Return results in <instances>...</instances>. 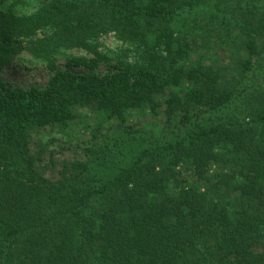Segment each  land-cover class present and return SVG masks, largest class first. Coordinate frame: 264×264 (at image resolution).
<instances>
[{
    "label": "trees",
    "instance_id": "trees-1",
    "mask_svg": "<svg viewBox=\"0 0 264 264\" xmlns=\"http://www.w3.org/2000/svg\"><path fill=\"white\" fill-rule=\"evenodd\" d=\"M44 25L24 47L34 60L54 68L83 47L118 68L27 89L0 76V264H264V0L48 1L0 15V69ZM108 31L123 46L97 52ZM78 107L94 110L93 136L133 109L188 127L109 177L77 160L46 176L31 135L74 137Z\"/></svg>",
    "mask_w": 264,
    "mask_h": 264
},
{
    "label": "rangeland",
    "instance_id": "rangeland-1",
    "mask_svg": "<svg viewBox=\"0 0 264 264\" xmlns=\"http://www.w3.org/2000/svg\"><path fill=\"white\" fill-rule=\"evenodd\" d=\"M48 1L54 0H0V15L29 16L37 7ZM53 28L50 25L37 26L31 34L12 39V42L20 47L0 69V76L7 84L23 89L32 85L42 87L57 70L104 75L111 74L118 68L113 60L106 62L97 59L95 62V53L83 47L66 49L65 57H57L54 60V68L34 60L24 48L26 43L49 36ZM96 40L97 52H114L122 45L113 31L99 34ZM82 60H90L94 66L91 67V63H82ZM78 111L80 116L67 127L74 132V137L59 133L57 127L52 130H36L31 135L30 150L35 156L43 157L42 164L46 165V176H57L64 162L69 164L77 160L87 162L88 170L96 177H109L118 168L125 166L140 148L166 140L172 141L188 127L176 120L165 125L162 113L152 116L145 109H133L123 125H118L115 120L102 122L100 132L93 136L92 130L97 123L94 110L90 107H78ZM200 115L201 113L197 115V121L208 123L214 120L218 113L212 111ZM196 119L193 116L192 120Z\"/></svg>",
    "mask_w": 264,
    "mask_h": 264
}]
</instances>
